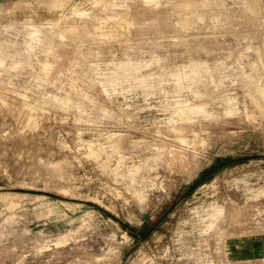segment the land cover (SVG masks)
<instances>
[{
	"label": "rangeland",
	"instance_id": "rangeland-1",
	"mask_svg": "<svg viewBox=\"0 0 264 264\" xmlns=\"http://www.w3.org/2000/svg\"><path fill=\"white\" fill-rule=\"evenodd\" d=\"M0 44V264H264V0H0Z\"/></svg>",
	"mask_w": 264,
	"mask_h": 264
},
{
	"label": "bare ground",
	"instance_id": "bare-ground-1",
	"mask_svg": "<svg viewBox=\"0 0 264 264\" xmlns=\"http://www.w3.org/2000/svg\"><path fill=\"white\" fill-rule=\"evenodd\" d=\"M62 2H63V0H51V3H52V6H56V5H60V4H62ZM103 3V2H102ZM84 13V12H83ZM122 27V26H121ZM97 28V27H96ZM67 30H70V31H74L75 30V28L73 27V26H69L68 28H67ZM99 31V30H98ZM97 31V32H98ZM69 32V31H68ZM96 32V31H95ZM94 31H93V33H95ZM96 32V33H97ZM1 45V44H0ZM4 53V52H3ZM195 65V64H194ZM128 66H129V64H128ZM259 85V84H258ZM257 91H258V89H257ZM259 92V91H258ZM261 92V91H260ZM262 93V92H261ZM192 109H193V107H192Z\"/></svg>",
	"mask_w": 264,
	"mask_h": 264
}]
</instances>
